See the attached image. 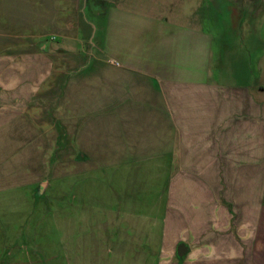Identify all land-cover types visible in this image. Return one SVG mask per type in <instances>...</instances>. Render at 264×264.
Segmentation results:
<instances>
[{
  "label": "crops",
  "instance_id": "obj_1",
  "mask_svg": "<svg viewBox=\"0 0 264 264\" xmlns=\"http://www.w3.org/2000/svg\"><path fill=\"white\" fill-rule=\"evenodd\" d=\"M0 264H264V0H0Z\"/></svg>",
  "mask_w": 264,
  "mask_h": 264
},
{
  "label": "rangeland",
  "instance_id": "obj_2",
  "mask_svg": "<svg viewBox=\"0 0 264 264\" xmlns=\"http://www.w3.org/2000/svg\"><path fill=\"white\" fill-rule=\"evenodd\" d=\"M236 3H241V2L236 1ZM238 7H240V6H237V5L235 6V8H238ZM86 16H87V17L85 18L86 20L91 19V17H92V13H86ZM40 190H41V187H38L37 190H36V194L39 195V198H38V199H35V202H36V203H38V202L40 201V198H41V196H42ZM44 207L46 208V209H45V211H46V210L48 209V207H50V202H48V204H45ZM48 212H50V211H47V212H44V213L46 214V213H48ZM31 218H32V217H31ZM31 218L28 219V223L31 221ZM33 220H34V219H33ZM30 224H31V223H30Z\"/></svg>",
  "mask_w": 264,
  "mask_h": 264
},
{
  "label": "trees",
  "instance_id": "obj_3",
  "mask_svg": "<svg viewBox=\"0 0 264 264\" xmlns=\"http://www.w3.org/2000/svg\"><path fill=\"white\" fill-rule=\"evenodd\" d=\"M87 13H92V12H87ZM93 14V13H92ZM39 198V195L38 194H36V199H38Z\"/></svg>",
  "mask_w": 264,
  "mask_h": 264
},
{
  "label": "water",
  "instance_id": "obj_4",
  "mask_svg": "<svg viewBox=\"0 0 264 264\" xmlns=\"http://www.w3.org/2000/svg\"><path fill=\"white\" fill-rule=\"evenodd\" d=\"M254 1H256V2H257V1H259V0H254Z\"/></svg>",
  "mask_w": 264,
  "mask_h": 264
}]
</instances>
